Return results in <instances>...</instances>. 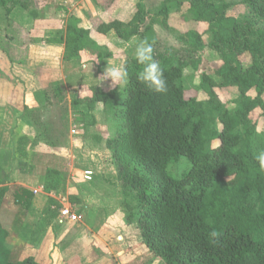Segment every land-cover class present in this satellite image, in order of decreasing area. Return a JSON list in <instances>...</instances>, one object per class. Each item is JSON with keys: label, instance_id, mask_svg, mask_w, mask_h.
Returning <instances> with one entry per match:
<instances>
[{"label": "trees", "instance_id": "trees-1", "mask_svg": "<svg viewBox=\"0 0 264 264\" xmlns=\"http://www.w3.org/2000/svg\"><path fill=\"white\" fill-rule=\"evenodd\" d=\"M95 1L107 11L116 6V0ZM245 2L249 15L240 22L228 16L230 4L225 0H187L188 14L207 29L180 33L177 39L182 48L164 45L154 30L160 25L173 32L171 5L175 3V11H179L184 5L181 0H164L153 13L139 0L129 23H106L87 14L100 34L115 32L123 41L147 38L164 69L168 91L161 94L137 79L144 66L134 56H127L129 82L124 98L114 107L124 119V128L107 142L127 197L128 219L136 223L143 244L163 264H264V169L254 159L264 149V136L252 120L258 110L264 115V0ZM0 5L7 16L21 6L35 18H44V13L32 11V0H0ZM177 22L189 21L182 17ZM207 33L213 35L209 47L223 64L215 71L217 81L202 76L201 90L208 100L199 101L187 96L184 73L201 65ZM87 49L97 52L101 60L111 56L72 16L66 29L64 62L72 63ZM244 55L251 58L249 66L240 60ZM232 87L240 93V107L235 112L216 93L218 88ZM252 91L256 98L249 96ZM91 92L92 97L74 100L73 106L84 103L90 112L98 102L108 106V99L115 95L105 94L99 87H92ZM49 95L48 91L37 92L36 98L45 103ZM24 115L30 119L28 108ZM89 118L90 114L88 124ZM30 145L28 137L18 139L15 160L22 169L29 168ZM183 157L190 167L175 179L169 167L178 165ZM11 180V174L0 165V205ZM64 182V173L55 168L43 177L46 192L60 190ZM23 191L28 196L19 195L17 201L29 209L31 195ZM212 230L218 232L215 242L209 240ZM0 264L39 263L33 258L12 262L0 249Z\"/></svg>", "mask_w": 264, "mask_h": 264}, {"label": "crops", "instance_id": "crops-1", "mask_svg": "<svg viewBox=\"0 0 264 264\" xmlns=\"http://www.w3.org/2000/svg\"><path fill=\"white\" fill-rule=\"evenodd\" d=\"M149 1L142 0L145 6ZM163 1L155 0L158 3L157 7L158 5L161 6ZM138 3L139 0H116V6L107 11L100 7L95 0H35L32 11L44 13L45 19L35 18L29 11L28 19L20 22L24 27L33 29L31 31L33 39L34 37L36 39L41 37L40 40L43 43L38 46L34 44L38 42L35 39L29 51L28 59L21 67L33 71L47 70L49 74H44L35 82L22 80L23 82H20L22 86L19 89L16 88V98L11 99L9 108L5 107L9 94L0 96V165L5 166L2 158L5 156V152L9 150V136L14 142V158L18 139L26 136L31 141L28 148L29 160L26 162L29 168L24 167L22 169L17 166L18 170L14 172V176L17 174L16 180V178L25 176L26 172L23 170H29L32 177L29 182L24 180L8 184L9 192L0 205L2 209L0 211V240L7 237V242L19 254L17 262L33 258L39 264H144L142 254L153 255L143 244L136 223L128 222L129 219H125L128 217L125 207L127 197L120 189L113 158L111 159L113 164L108 167L102 163L101 155L98 154V150L105 145L108 154L111 156L112 153L107 142L122 132L124 128L122 124L121 130L115 132V128L112 126L114 115L117 116L114 107H116L118 100L124 98L126 87L113 88L110 81L103 80L101 76L107 67V63L109 65L125 64L126 55L131 52L134 53L136 46L143 38L135 36L129 41H123L115 32L100 34L93 30L86 17L87 14H90L94 18L99 17L106 23L113 21L129 23L137 13ZM146 8L149 12V5ZM72 16L81 21L82 28L90 31L91 39L104 49V53L111 55L101 60L98 58L97 52L85 50L80 57L73 61L76 62L77 72H80L78 66L81 65L82 69L90 73L91 80H94L90 88L99 87L105 94L112 95L115 93V95L108 99V106L98 102L94 110L90 112L84 103L77 106L80 108L79 112L74 111L73 113L78 114L74 115L78 117V127H75L73 121L75 129L72 128L71 133L72 135L82 133V135L80 134L75 140L71 137L75 144L73 143V149H71L69 163L66 158L55 153L54 148L50 149L49 140L46 136L44 137L45 132L34 129L35 124L29 122L25 115L20 119H16V115L24 114L28 107L27 104L35 110L43 107L44 103L38 102L36 98L37 92L48 91L55 73L59 75L64 70L66 29ZM62 29L64 32L61 37L55 38ZM154 30L157 38L161 41L168 40V38L164 39L163 37L172 34L160 25H156ZM44 38H46V42H43ZM171 46L176 47L173 44ZM33 47L38 48L37 50L45 56L47 55L48 58H54L55 64L52 61L51 63L46 62V68H44L41 64L36 63L33 60ZM4 66L5 70L12 68L10 62ZM82 76L84 75L77 74L79 85L82 82ZM46 78L49 84L43 82ZM6 82L5 79H1L2 84L5 85ZM77 85L73 84L76 86L75 88L68 87L74 91L78 90ZM90 94L91 96L87 92L84 96H78L77 93L76 96H71V107H76L73 106L74 99L84 101L86 98L92 97V92ZM49 98V101L53 100L50 95ZM45 101V104H50L48 99ZM33 103L36 106H33ZM89 114L92 119L89 118L91 121L88 124ZM103 119H112L110 128L104 125ZM6 135L8 138L5 137ZM78 150L84 155L88 153L93 157V161L88 160L89 162L84 166H79L80 169L76 166L78 157L75 151L78 153ZM50 168L61 170L65 175V182L60 190L46 192L43 177ZM68 172L72 173V176H69L67 186H65ZM86 172L93 173V181H85ZM23 190L29 191L31 195L29 209H24L23 203L17 201L19 195L28 196ZM51 200L56 204H49ZM69 207L76 214L78 220L73 223L61 224V210ZM4 247V241H0V249L12 260L10 255L5 252ZM157 263L163 264L159 260Z\"/></svg>", "mask_w": 264, "mask_h": 264}, {"label": "rangeland", "instance_id": "rangeland-1", "mask_svg": "<svg viewBox=\"0 0 264 264\" xmlns=\"http://www.w3.org/2000/svg\"><path fill=\"white\" fill-rule=\"evenodd\" d=\"M32 1H33V5H35V0H32ZM181 1L184 2L185 5L183 8H181L179 12L175 11V3L171 5L170 20L174 21L175 25L172 28L174 33L170 31V33H172L170 36L163 37L164 39L168 38V40L162 41V43L166 46H171V44H173L177 48H182L183 47L182 44L177 39V36L180 33L183 34L185 31H187V29H194V30L198 29L200 30V32H205L207 29L206 24H198L197 22L193 20V16L188 14L187 0H181ZM225 1L230 4L228 16L240 22H245L249 15V7L247 3L245 2V0H225ZM157 4L158 3L155 2V0H150L149 3L148 2L146 3V6L149 5V8H150L149 10L150 12L153 13L160 7L159 5L157 7ZM28 14H29V11L19 6V7H15L12 10V13L9 16H7L6 9L0 5V42H1L0 44V96H2L3 94H9L6 99V103H5L6 108H9L8 106H10L9 104L11 102V99L13 100L16 98L15 91H16V88L19 89V87L22 86L20 84V82L21 83L23 82L22 80L29 81V82L31 81L35 82L39 80V77H43L44 74H49L47 70L41 71L42 69L41 70L39 69L37 71H33V70H30L29 68L21 67V65L25 64V62L27 61L31 46L33 45L36 39L35 37L34 39L32 37L31 31L33 29L31 30V28L30 29L26 28L20 24L21 21H26L28 19L27 18ZM182 17L183 18L187 17L189 22L185 24L178 23L177 21H179V19ZM43 19H45V15ZM98 19L100 18L98 17ZM88 21L90 22L89 19ZM90 25L92 26L94 30L93 24H91V22H90ZM63 32H64V29L60 30V32L55 38H60ZM40 38L41 37L37 38L36 41L38 40V42L34 44L41 46L43 43L41 42ZM212 40H213V35L211 33L205 34L204 41H205L206 48L204 50V53L202 54L201 65L199 66L198 69L188 68L185 70V73H184V81H185L187 96L197 99L199 101L208 100L207 95L201 90L202 76L208 75L217 81L218 78L215 75V71L223 64L220 55L209 47V44L212 42ZM43 42H46V38L43 39ZM37 49L36 48L33 49V60L36 61V63L41 64L44 68H46V64H47L46 62L51 63L52 61L55 64L56 60H54V58H51V57L48 58L47 55L45 56V54H42V52H39ZM3 56H5V59H3ZM127 56H134V53L131 52L130 54H127L126 57ZM240 60L246 66H249L251 64V58L248 55L242 56ZM8 62L12 64V68H10L9 70H5L4 65L7 64ZM63 65H64V70H62V73L60 72L59 75L55 73V77L52 79L51 84H49L46 81L47 78L43 81L49 84L48 93L53 98L52 101L48 102L50 104L44 103L42 105L43 107L37 110H35L33 107H30L31 105L27 104V106L29 107L27 108L29 110V115H31L28 121L31 122L33 125L35 124L33 126L34 129L38 130L39 132H45L46 135H44V137L46 136L48 138L49 146L51 147L50 149L52 150L54 148L53 151L55 153H58L62 157L66 158V160H68V162L70 163L69 156L72 153L71 149H73L72 147L73 143L75 144V142L73 141L80 134L82 135V133L80 132H79L80 134H74V135H72L71 133V129L74 128L73 121L76 125L75 127L76 128L78 127V117L74 116L78 114L77 113L74 114L73 112L74 111L79 112L80 108L71 107L70 97L76 96L77 93H78V96H84L87 92L91 96L90 87L92 83L94 82V80H91V78L89 77L90 73L88 71H85V69H82L80 65L78 66V69L80 68V72H79L80 76L81 75H84V76L81 77L82 82L79 85L78 83L79 78H77V74L79 73L76 70L77 68L76 62H72L69 64H66L64 62ZM1 79H5L7 81L5 85L1 83ZM57 79H61V80H57ZM73 84L75 85L78 84L77 85L78 90L72 91L68 87V86H72V88L73 87L75 88L76 86H73ZM2 86H4V88H2ZM216 93L220 101L223 104H226L228 109L231 112H235L240 107V103H239L240 93H239L238 88H233V87L223 88V89L218 88L216 89ZM249 96L252 98H256L257 94L255 91H252L249 93ZM32 105L36 106L34 103ZM23 115L24 114L22 113L17 114L16 119L17 118L20 119L21 117H23ZM252 120L257 126V131L262 136H264V115L263 116L261 115V111L259 110L256 111L252 115ZM102 121L104 125L109 128L112 125V119L111 120L103 119ZM123 122H124L123 118L119 117L118 115L117 116L114 115L112 128H115L114 129L115 132H118L119 130H121ZM5 137L8 138L7 135ZM71 137H73L74 140H71ZM9 140H10L9 150L5 152V156H3L2 158V162L5 165L4 168L6 169V171L11 174V179H12L11 183L16 182V181H24V180H27V182H29L30 181L29 179L32 177V174L30 175L29 170H23L26 172L25 176H21L19 178H16L15 180V176L17 174L14 176V172L15 171L17 172L18 165L16 164V160L13 155L14 142L11 140V136H9ZM75 153L78 157V161L76 162L77 168L81 165L84 166L89 161H93V157H91V154L87 153L86 155H84L80 150H78V153L75 151ZM98 154L101 155L102 163L104 165L109 167L110 164H113V161L111 162V159L113 157L112 155L110 156V154H108V151L105 145L100 150H98ZM189 167L190 165L186 163V158L183 157V159L178 165H171L169 167V172L173 178L177 179L183 176V174L186 171H188ZM80 168L81 167H79V169ZM26 169H28V167ZM115 174H117L116 166H115ZM69 176H72V173L68 172L67 181H66L65 186H67ZM120 189L122 191L121 186H120ZM131 200L132 198L129 197V201ZM134 204L135 203L133 202V205ZM1 210L2 209L0 207V211ZM76 210L77 209H75V211ZM126 212L128 213L127 214L128 216H129V213H131L130 209L128 211L127 208H126ZM125 219H128V217ZM129 221L130 220H128V222ZM6 238L7 237H4V239L2 238L0 240L1 242L4 241L5 252L8 253L10 257L12 258V260L10 261L19 263L17 262V259L19 257L18 252H16L14 247L7 242ZM145 254L147 253L142 254L144 256V262H143L144 264H159L157 263V260L153 257V255L146 256Z\"/></svg>", "mask_w": 264, "mask_h": 264}, {"label": "clouds", "instance_id": "clouds-1", "mask_svg": "<svg viewBox=\"0 0 264 264\" xmlns=\"http://www.w3.org/2000/svg\"><path fill=\"white\" fill-rule=\"evenodd\" d=\"M134 57L136 61L143 65V70L139 72L137 79L157 93H167L168 85L164 76V69L155 59L154 48L147 38L141 40L135 48ZM103 80L110 81L111 87H125L129 82V74L125 64L109 65L105 68L102 76ZM254 159L258 162L259 167L264 169V149L254 154ZM210 242H215L218 232L212 230L209 234Z\"/></svg>", "mask_w": 264, "mask_h": 264}, {"label": "built area", "instance_id": "built-area-1", "mask_svg": "<svg viewBox=\"0 0 264 264\" xmlns=\"http://www.w3.org/2000/svg\"><path fill=\"white\" fill-rule=\"evenodd\" d=\"M85 181H92L93 179V173L92 172H86L85 173V177H84ZM61 224H64L65 222H76L78 220L76 214L74 212H72L71 207L69 208H63L61 210Z\"/></svg>", "mask_w": 264, "mask_h": 264}]
</instances>
